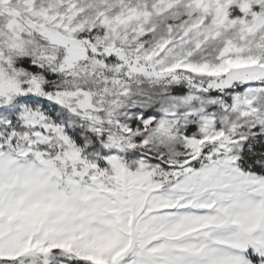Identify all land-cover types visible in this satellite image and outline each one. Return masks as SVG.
I'll return each mask as SVG.
<instances>
[{
	"label": "snow or ice",
	"instance_id": "obj_1",
	"mask_svg": "<svg viewBox=\"0 0 264 264\" xmlns=\"http://www.w3.org/2000/svg\"><path fill=\"white\" fill-rule=\"evenodd\" d=\"M0 264H264V0H0Z\"/></svg>",
	"mask_w": 264,
	"mask_h": 264
}]
</instances>
